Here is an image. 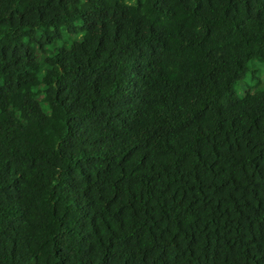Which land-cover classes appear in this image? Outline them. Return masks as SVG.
<instances>
[{
    "label": "trees",
    "instance_id": "obj_1",
    "mask_svg": "<svg viewBox=\"0 0 264 264\" xmlns=\"http://www.w3.org/2000/svg\"><path fill=\"white\" fill-rule=\"evenodd\" d=\"M255 60L264 0H0V264H264Z\"/></svg>",
    "mask_w": 264,
    "mask_h": 264
},
{
    "label": "rangeland",
    "instance_id": "obj_2",
    "mask_svg": "<svg viewBox=\"0 0 264 264\" xmlns=\"http://www.w3.org/2000/svg\"><path fill=\"white\" fill-rule=\"evenodd\" d=\"M74 40H78L81 36L78 34L73 35ZM71 39V37H69ZM62 40H57L50 47V50H54L55 48L61 46ZM67 46H70L68 44ZM47 52V54H49ZM235 91L238 97L242 98L247 94L256 95L260 92H264V63L258 60L252 61L249 64V72L246 76L235 85Z\"/></svg>",
    "mask_w": 264,
    "mask_h": 264
}]
</instances>
